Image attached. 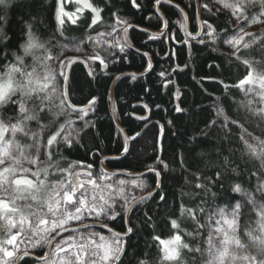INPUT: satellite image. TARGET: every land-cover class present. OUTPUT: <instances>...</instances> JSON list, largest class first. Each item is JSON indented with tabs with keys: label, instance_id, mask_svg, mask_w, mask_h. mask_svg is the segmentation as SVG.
Segmentation results:
<instances>
[{
	"label": "snow or ice",
	"instance_id": "1",
	"mask_svg": "<svg viewBox=\"0 0 264 264\" xmlns=\"http://www.w3.org/2000/svg\"><path fill=\"white\" fill-rule=\"evenodd\" d=\"M164 2L0 0V264H264V32L247 31L264 25V0H200V23L187 39L171 35L169 20L159 13ZM167 3L182 20L190 18L186 8L196 11ZM17 10L18 32L10 16ZM68 27L82 28L89 43L66 51L60 37ZM137 27H154L153 41L168 36L189 47L194 40L229 50L215 65L223 74L213 80L221 93L208 94L211 103L200 109L207 113L204 127L187 141L192 155L179 156L183 184L171 203L161 177L172 169L163 158L153 156L155 163L138 174L118 173L99 159V144L96 152L87 147L84 138L99 132L101 97L84 95L68 71L85 67L89 85L111 78L112 65L139 53L128 39ZM97 37L105 38L103 44ZM145 68L141 78L153 70L151 62ZM157 75L162 87L173 84L168 70ZM142 107L151 113V105ZM173 110L185 112L179 103ZM130 119L145 129L158 126L152 151L165 150L164 124L143 113ZM120 133L123 143L117 141L111 159L133 155L143 138L140 131ZM81 148L85 155L70 159ZM118 218L120 230L112 223ZM141 237L143 248L134 243Z\"/></svg>",
	"mask_w": 264,
	"mask_h": 264
},
{
	"label": "trees",
	"instance_id": "2",
	"mask_svg": "<svg viewBox=\"0 0 264 264\" xmlns=\"http://www.w3.org/2000/svg\"><path fill=\"white\" fill-rule=\"evenodd\" d=\"M200 1V0H199ZM181 7L185 5H193L195 7L194 0H176ZM118 3L124 4L125 0H118ZM164 13L166 19L170 22L171 35L175 37L176 33H179L180 37L187 39L185 30V22L182 20L179 11L170 5L163 3V6L159 8ZM123 11L135 12V9L125 7ZM250 12L255 13L256 8L249 9ZM186 12L190 14L188 22H190V30L194 25H198L197 11H194L193 7L186 8ZM151 15V13H149ZM205 15L207 13L205 12ZM227 15V14H225ZM13 31L18 32L17 23L19 20V10L11 12ZM129 20H133L131 15L126 17ZM219 22V21H218ZM157 23L156 18L153 17L152 24ZM230 27H232L230 25ZM156 30L154 27L148 28ZM103 30V29H102ZM167 31V29L165 30ZM249 32H264V25H254L247 29ZM151 35L141 32L138 29H129L128 39L130 43L139 52H146L152 58L153 70L144 77L138 76L137 81H132L130 76H121L114 87V113L118 124L123 127L124 131L134 135L136 131H140L143 128L142 121L130 119V114L134 113L140 115L145 113V109L139 104H149L152 106L150 113L151 122L155 123L159 121L165 125L162 138L160 142L163 144V152H153L152 142L153 138L158 136L159 128L149 126L141 132L143 138H137L138 143L133 150V155L127 158L121 157V159H106L104 164L116 168L121 171H141L145 170L148 165H152L155 161L153 156L161 157L169 164L172 169L171 174L165 171L162 173V181L164 190L168 194V200L171 203L174 197L178 196L180 191V185L183 184V178L180 168L177 166L179 156L181 154L190 157L192 155L191 146L187 141L191 136L198 135V129L204 127V120L207 113L201 112L202 107L208 106L211 101L207 99L208 94L213 96L221 93V86L214 83L213 80H219L222 78V70L216 68L215 65L221 64L223 57L229 54L227 46H223L213 51L211 47H205L204 45L197 44L194 40L191 41V47L182 45L179 40L173 38L169 40L168 36L158 37L155 41L150 39ZM51 37V26L49 31L44 35V38ZM101 44H103L104 37H97ZM107 39H111L110 37ZM160 39L164 40L163 48L159 42ZM60 41L67 45L65 49L68 52L74 51V44L77 42L81 47L85 43H89L87 35L83 29H74V27H68L65 33V37H60ZM133 51V50H132ZM135 52V51H133ZM171 54V61H167V57ZM258 58V56H257ZM148 63L146 56L141 57L140 53H136L131 56L129 60L118 62L112 65L111 78L103 77L98 80L92 81L89 85L86 79L87 70L83 66H72L71 75L74 76L76 84L82 88L84 95H88L89 92L95 93L101 97L99 112V132L95 133V136L90 134L84 138V143L87 147L96 152V145L99 144V148L103 150L99 154L101 160L104 155H117L116 149L120 146L117 141L123 143V136L120 134L116 125L113 124L110 113L109 102V86L111 79L118 73L123 71H134L140 73L144 71L145 65ZM179 66L182 71L171 72V69ZM74 68V71L72 70ZM168 70L171 73V79L173 84L168 88H164L161 85L162 78L158 77V73L162 70ZM243 71V69H241ZM236 69H233V73ZM147 85L150 88L149 93L143 91L144 86ZM207 89V92H205ZM179 96L180 100H176L175 96ZM239 98V97H237ZM182 102V103H181ZM181 104V107L185 109L184 113L175 112L174 106ZM230 103V101H229ZM133 105L138 107L133 109ZM155 105H160V108H156ZM235 110L233 109V112ZM171 120L173 123L169 125L167 122ZM239 132L236 133V136ZM135 143V142H134ZM235 144V140L233 141ZM87 149L81 148L79 151L72 152L70 159H77L85 155ZM196 151H200L197 149ZM146 153V154H145ZM88 159L92 160L93 157L89 154ZM149 177L153 174H148ZM126 179V178H123ZM128 179V178H127ZM151 179L149 183H151ZM223 198L221 199L222 202ZM140 213H136L139 215ZM133 223H138L136 216L132 217ZM134 243L139 244L140 248H143V237L137 239L134 238Z\"/></svg>",
	"mask_w": 264,
	"mask_h": 264
},
{
	"label": "water",
	"instance_id": "3",
	"mask_svg": "<svg viewBox=\"0 0 264 264\" xmlns=\"http://www.w3.org/2000/svg\"><path fill=\"white\" fill-rule=\"evenodd\" d=\"M165 3H167V0H165ZM168 4V3H167ZM169 5V4H168ZM199 6H200V2H199V0H195V7H196V10H198V8H199ZM178 10V9H177ZM179 11V10H178ZM159 13H162L163 14V16L165 17V15H164V13L163 12H161L160 11V9H159ZM158 13V14H159ZM166 18V17H165ZM197 21L200 23V20H199V18H198V16H197ZM184 22H185V32L187 33V35H188V31H190V22H188V19H184ZM199 25V24H198ZM136 29H140L139 27H137ZM157 30H153V29H145V31L144 32H146V33H148V34H150V35H152L153 33H155ZM165 31V30H164ZM72 67V66H71ZM71 67L69 68V72H71L70 71V69H71ZM87 70V69H86ZM143 72H145V71H143ZM149 73V72H148ZM122 75H126L124 72L123 73H120V74H118V75H116L115 77H117V76H122ZM139 75V74H138ZM115 77L113 78V82H112V87H111V98H110V113H111V116H112V121H113V124H115L116 125V127H117V129L119 130V132H120V129H123V127H121V125L120 124H118L117 123V119H116V116H115V113H114V101H113V98H112V93H113V87L115 86V83L117 82V80L115 79ZM140 105V104H139ZM140 106H142V105H140ZM144 114H146V115H149L150 116V113L147 111V109H145V113ZM137 115V114H136ZM124 130V129H123ZM144 130V127L140 130V132L141 131H143ZM122 135V134H121ZM114 156H116V155H114V154H112V155H104V156H102L101 158V160H106V159H111V157H114ZM105 166V165H104ZM108 169H110V168H108ZM112 170V169H111ZM113 171H116V172H123V173H131V172H128V171H121V170H118V169H113ZM137 172V174H138V172L139 171H136ZM122 177H124V176H122ZM162 178V177H161Z\"/></svg>",
	"mask_w": 264,
	"mask_h": 264
},
{
	"label": "bare ground",
	"instance_id": "4",
	"mask_svg": "<svg viewBox=\"0 0 264 264\" xmlns=\"http://www.w3.org/2000/svg\"><path fill=\"white\" fill-rule=\"evenodd\" d=\"M194 2H195V0H194ZM199 2H200V1H199ZM164 3H165V2H164ZM166 4H167V3H166ZM199 8H200V6H199ZM199 8H198V10H196V11H199ZM195 9H196V7H195ZM198 24H199V22H198ZM138 30L140 31V29H138ZM165 30H166V29H165ZM190 31H191V30H190ZM145 33H146V32H145ZM184 33H186L185 30H184ZM146 34H148V33H146ZM148 35H150V34H148ZM186 35H187V33H186ZM187 37H188V35H187ZM129 43H130V41H129ZM130 44H131V43H130ZM132 46H133V45H132ZM132 50L135 51L136 48L133 46ZM139 53L141 54V53H145V52H139ZM146 57L148 58V62H151V64H152V60L149 61L150 56H149L148 53H147ZM71 68H72V67H71ZM85 69H86V68H85ZM70 70H71V69H70ZM144 71H146V69H145ZM123 72H124L126 75H122V76H130V75H129L130 73H136L137 76H139L138 74L141 73V72H140V73H137V72H134V71H131V72H129V71H123ZM123 72H120V73H123ZM142 72H143V71H142ZM70 73H71V72H70ZM120 73H118V74H120ZM118 74H116V75H118ZM116 75H115V76H116ZM115 76H114V77H115ZM114 77H113V78H114ZM120 77H121V76H120ZM113 78L111 79L112 81H111V83H110L109 90H108V91H109V101H110V98H111V91H110V90H111V87H112ZM117 82H118V80H117ZM117 82H116V83H117ZM116 83H115V85H116ZM114 87H115V86H114ZM114 87H113V90H112V91H113V93H112L113 101H114V92H115V91H114ZM143 104H144V103H143ZM143 104H140V105H143ZM135 115H136V114H135ZM115 116H116V114H115ZM111 117H112V116H111ZM141 132H142V131H141ZM120 134H121V133H120ZM126 179H127V178H126Z\"/></svg>",
	"mask_w": 264,
	"mask_h": 264
},
{
	"label": "flooded vegetation",
	"instance_id": "5",
	"mask_svg": "<svg viewBox=\"0 0 264 264\" xmlns=\"http://www.w3.org/2000/svg\"><path fill=\"white\" fill-rule=\"evenodd\" d=\"M104 165H105L107 168H110V169H112V170H113V169H116V168H114V167L112 168L111 166H109V165H107V164H104ZM118 178L123 179V178H129V177H125V176L122 177V176H121V177H118ZM113 179L115 180V179H117V178L114 177ZM112 223L115 225V229H116V230H120L122 222H121V220H120L119 218H118L116 221L112 222ZM85 259H87V257H85Z\"/></svg>",
	"mask_w": 264,
	"mask_h": 264
}]
</instances>
